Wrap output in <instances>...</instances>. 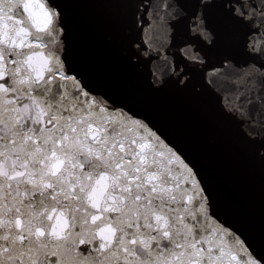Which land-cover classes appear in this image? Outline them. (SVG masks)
I'll list each match as a JSON object with an SVG mask.
<instances>
[{
	"label": "snow or ice",
	"instance_id": "6c2138e0",
	"mask_svg": "<svg viewBox=\"0 0 264 264\" xmlns=\"http://www.w3.org/2000/svg\"><path fill=\"white\" fill-rule=\"evenodd\" d=\"M0 264H264V0H0Z\"/></svg>",
	"mask_w": 264,
	"mask_h": 264
},
{
	"label": "clouds",
	"instance_id": "9594fccd",
	"mask_svg": "<svg viewBox=\"0 0 264 264\" xmlns=\"http://www.w3.org/2000/svg\"><path fill=\"white\" fill-rule=\"evenodd\" d=\"M63 227H64L63 222H61V224H59L56 229L55 235L52 237L53 240L58 239L63 235Z\"/></svg>",
	"mask_w": 264,
	"mask_h": 264
}]
</instances>
